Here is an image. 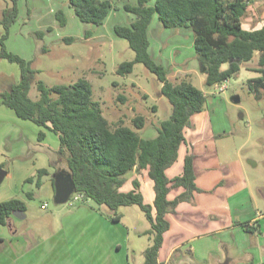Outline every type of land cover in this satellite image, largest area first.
<instances>
[{
	"label": "rangeland",
	"instance_id": "374dc122",
	"mask_svg": "<svg viewBox=\"0 0 264 264\" xmlns=\"http://www.w3.org/2000/svg\"><path fill=\"white\" fill-rule=\"evenodd\" d=\"M110 1L113 10L109 17L102 26H93L83 24L78 19L69 7L68 0H19L18 20L10 29L6 47L24 59H32V67L39 71L38 80L49 87L69 85L80 78H87L93 86L94 99L100 102L109 121L116 124L123 120L130 125L134 117L143 116L146 126L138 133L142 138L152 139L158 135L156 127L170 118L172 107L161 94V82L143 64H136L129 75L117 74L120 64L134 60L135 52L127 40L115 35L114 27L131 25L134 15L127 13L123 6L136 5L137 0ZM11 5V0H0V19L4 10ZM252 5L244 18L246 30L264 26V0H257ZM57 11L65 14L66 26L60 25ZM87 30L92 31L90 38H86ZM3 33L4 27L0 26V36ZM65 38L74 40L67 42ZM149 39L151 55L168 69L169 78L173 81H190L207 97L204 111L192 118L193 127L185 131L188 143L182 145L178 162L167 171L171 178L180 175L184 169L185 156L194 154L197 159V184L202 190L194 194L195 206L193 200L188 202L191 205L187 206V202L183 205L185 209L190 207L191 212L187 220L183 216L173 221L171 236L187 239V234L180 230L179 224L193 231L196 229L190 220L194 208H198L195 213L208 224L206 228L209 230L250 220H260L264 226V89L254 93L248 87L250 79L259 76L252 70L257 67L259 56L243 64L238 76L227 81L224 84L227 89L222 92L218 86H207L205 76L198 70L192 31L166 28L155 15L150 24ZM181 54L182 57H179ZM15 71L20 72L18 64L0 59V91H7L3 89L5 84L2 80L7 81ZM119 95H123L126 100L119 101ZM235 96L240 97V103L232 101ZM30 98L39 99L36 85L32 86ZM155 106L156 112L153 110ZM6 148V145L0 148V168L7 172L0 185V202L19 199L26 204L27 217L17 221L16 230L22 237L19 241L33 233L31 231H40V225L43 227L40 232L48 234L57 225L48 226L47 220L56 222L53 212L58 207H68L70 204H55L51 181H42L41 187H37L36 172L28 175L34 177L33 182H27L24 176L28 173V155H20ZM137 177L136 172H129L125 176L122 191L132 190L133 180ZM139 177L146 201L152 200L153 182L145 179L144 175ZM181 192V189L175 190L170 197L174 198ZM84 204L88 205L89 202L77 204L76 207ZM43 205L46 207L43 208ZM91 206L98 208L95 204ZM126 207H133L129 209L141 215L142 219L137 225L139 229L150 225L138 206ZM104 212L111 218L107 210ZM124 214L125 222H129L130 218L135 221L131 217V210H125ZM3 229L1 227L0 230ZM3 233L11 234V228L3 230ZM242 233V230L234 233V238L240 244L248 237L245 234L241 240ZM252 241L253 254L256 255V261L252 264H264V235L257 234ZM131 242H140L145 246L149 244L147 238L139 241L137 237H132ZM131 247L132 257L136 247ZM239 264L248 263L241 261Z\"/></svg>",
	"mask_w": 264,
	"mask_h": 264
},
{
	"label": "trees",
	"instance_id": "16d2710c",
	"mask_svg": "<svg viewBox=\"0 0 264 264\" xmlns=\"http://www.w3.org/2000/svg\"><path fill=\"white\" fill-rule=\"evenodd\" d=\"M255 1L137 0L136 5L124 4L123 9L134 15V21L130 26L116 25L114 33L128 41L135 58L120 64L116 72L121 76L129 75L136 64H143L161 82V94L172 107L170 118L156 127L158 135L152 139L142 138L138 133L146 126L143 116L134 117L130 125L123 120L116 124L109 121L100 102L94 99L93 86L87 78L49 87L38 80L39 71L32 67L31 61L7 50L10 29L18 20L19 0H11L12 5L4 10L0 19V26L4 27L0 36V59L18 64L21 71L18 84L0 91V106L59 136L58 154L66 160L65 173L72 177L75 194H82L86 202H93L98 208L106 207L114 221H118L116 215L121 207L136 205L144 212L151 225L146 235L153 241L144 253V264H161L159 251L165 233L171 228L168 216L178 215L180 204L191 202L194 194L202 192L196 185L194 154L185 156L180 175L170 178L167 171L178 161L181 146L188 143L185 131L193 127L192 118L204 111L207 102L201 89L187 80H171L168 69L156 62L150 53V24L157 15L166 28L192 31L198 70L209 87L222 85L238 76L242 65L252 62L258 55L257 67L252 70L259 76L248 82L249 89L257 93L264 89V26L253 30L243 26ZM68 4L83 24L93 26H102L113 10L110 0H68ZM56 17L62 27L66 26L67 19L62 11H57ZM85 35L90 38L92 31L87 30ZM33 85L39 92L37 100L30 98ZM118 99L126 100L123 95ZM153 110L156 112V106ZM43 136L40 133L39 140ZM134 170L153 182L155 198L152 204L145 201L140 177L133 180L132 190H121L125 176ZM37 174L36 185L41 187V176L47 174V170H39ZM51 185L55 194L54 178ZM178 189L182 192L170 199L169 195ZM26 209L25 202L19 199L1 202L0 225H6L14 212ZM244 228L251 231L247 225Z\"/></svg>",
	"mask_w": 264,
	"mask_h": 264
},
{
	"label": "crops",
	"instance_id": "0c3cea01",
	"mask_svg": "<svg viewBox=\"0 0 264 264\" xmlns=\"http://www.w3.org/2000/svg\"><path fill=\"white\" fill-rule=\"evenodd\" d=\"M252 7L253 5L250 8ZM148 34L150 36V27ZM179 57H182V54ZM162 65L164 64L162 63ZM20 80L21 71H15L7 81L2 80V83L5 84L3 89L9 90L13 85L18 84ZM40 133L44 134L42 140H39ZM5 145L6 149L19 152L20 155L24 153L28 155L30 162L26 165L28 166V173L24 176L26 181L32 179L31 182H33L34 177L28 175L35 172L37 174L42 169L47 170V174L41 176V182H52L56 174L67 172L66 160L58 154L61 145L57 134L49 128L22 120L13 110L0 106V148H5ZM196 161L197 159H195ZM133 172H136V170ZM144 178L146 179L145 176ZM197 181L198 173L196 185L199 187ZM170 196L171 194L169 198L173 199ZM154 198L149 201H146L145 198V201L152 204ZM195 198L194 195L193 203ZM91 204L94 203L89 202L88 205L84 204L78 207H58L52 214L56 222L50 223L51 219L47 220L48 226L57 225L54 230L45 234L40 232L41 228L43 229L40 225V231H31L33 233L24 238L23 241H19L22 237L19 236L20 233L16 230V227L18 220L27 217L28 210L26 209L23 212V218L12 215L6 225H0V229L1 227L5 228L3 230L11 228V234L3 233V230H0V264H144V253L152 244V237L146 235L151 229V225L139 229L137 225L142 217L138 213L134 214L133 209H129L133 207H121L116 215L118 221H114L104 212V210L109 212L106 207L96 208ZM184 204L182 203L178 207V215L168 216L171 228L164 235L163 246L159 251V263L239 264L243 261L252 264L256 261V255L253 254L254 244L252 240L255 239L257 234L264 235V226L260 220H250L247 223L209 230V228H206L208 224L201 219L198 213H195L198 208H194L190 220L194 223L196 229L193 231L188 226L183 228L179 224L180 230L187 234V239H175L171 236L174 228L173 221L183 216L187 220L191 212L190 207H186V209L183 207ZM189 205L191 204L187 202V206ZM195 205L196 202L193 206ZM125 210H131V217L135 221L130 218L129 222H125ZM184 212H186L185 215ZM245 225L251 231L245 230ZM241 230L244 231L241 240L244 239L245 234L248 235L243 241L244 245L234 238V233ZM132 237H137L139 241L142 238H147L149 244L145 246L140 242L132 243ZM214 238H218V240ZM131 245L136 247V252L132 257ZM258 254H261V252Z\"/></svg>",
	"mask_w": 264,
	"mask_h": 264
},
{
	"label": "water",
	"instance_id": "95a60500",
	"mask_svg": "<svg viewBox=\"0 0 264 264\" xmlns=\"http://www.w3.org/2000/svg\"><path fill=\"white\" fill-rule=\"evenodd\" d=\"M232 101L236 104L241 102L239 96H235ZM7 176V172L0 168V185ZM55 196L54 201L57 205H64L68 202L69 198L75 193V184L70 174L65 172H59L55 175ZM14 216L21 218L23 216L22 211H16L13 213ZM23 218V217H22ZM228 264V263H225Z\"/></svg>",
	"mask_w": 264,
	"mask_h": 264
},
{
	"label": "built area",
	"instance_id": "2783aa9c",
	"mask_svg": "<svg viewBox=\"0 0 264 264\" xmlns=\"http://www.w3.org/2000/svg\"><path fill=\"white\" fill-rule=\"evenodd\" d=\"M225 84V83H224ZM224 84L222 85H218V88H220V90L222 92H224L227 89V86H224ZM85 198L82 194H75L73 193L71 195V197L69 198L68 202L70 204V206H76L77 204H83L85 203ZM46 205H43V208H45Z\"/></svg>",
	"mask_w": 264,
	"mask_h": 264
}]
</instances>
